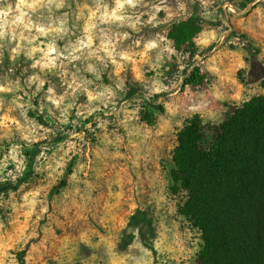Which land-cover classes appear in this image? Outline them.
Masks as SVG:
<instances>
[{
	"label": "rangeland",
	"instance_id": "obj_1",
	"mask_svg": "<svg viewBox=\"0 0 264 264\" xmlns=\"http://www.w3.org/2000/svg\"><path fill=\"white\" fill-rule=\"evenodd\" d=\"M263 80L264 0H0V264H198L177 132Z\"/></svg>",
	"mask_w": 264,
	"mask_h": 264
},
{
	"label": "trees",
	"instance_id": "obj_2",
	"mask_svg": "<svg viewBox=\"0 0 264 264\" xmlns=\"http://www.w3.org/2000/svg\"><path fill=\"white\" fill-rule=\"evenodd\" d=\"M172 38L180 47L187 37ZM201 79L195 67L183 82L194 86ZM172 162V180L186 193L179 212L200 231L198 264H264V94L218 124H203L198 114L187 118ZM19 260L24 264L22 255Z\"/></svg>",
	"mask_w": 264,
	"mask_h": 264
}]
</instances>
